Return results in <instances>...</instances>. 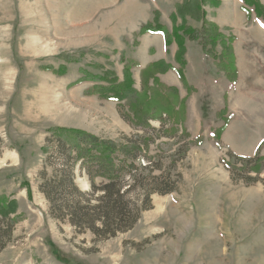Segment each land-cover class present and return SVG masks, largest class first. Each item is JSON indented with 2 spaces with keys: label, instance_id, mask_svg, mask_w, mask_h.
<instances>
[{
  "label": "rangeland",
  "instance_id": "1",
  "mask_svg": "<svg viewBox=\"0 0 264 264\" xmlns=\"http://www.w3.org/2000/svg\"><path fill=\"white\" fill-rule=\"evenodd\" d=\"M203 15L223 34L207 50ZM159 26L168 47L148 31ZM126 74L131 104L108 89ZM146 102L169 104L166 127L189 136L177 189L107 239L50 216L39 173L52 132L150 136L136 124ZM161 140L170 155L175 140ZM255 154L264 160V0H0V264H264V170L239 169Z\"/></svg>",
  "mask_w": 264,
  "mask_h": 264
},
{
  "label": "trees",
  "instance_id": "2",
  "mask_svg": "<svg viewBox=\"0 0 264 264\" xmlns=\"http://www.w3.org/2000/svg\"><path fill=\"white\" fill-rule=\"evenodd\" d=\"M179 11L181 13L180 7ZM202 23L200 45L207 50L206 47H214L223 34L218 25L206 20L204 15ZM179 28L188 37L197 38L195 29L184 23ZM148 31L161 32L165 45L170 44L171 39L164 26L148 28ZM178 32L171 35L177 45L175 60L182 64L186 47ZM163 65V61L157 60L143 71L148 73ZM108 89L117 94L113 98L125 97L130 104L138 94L130 87L127 74L121 82L110 85ZM146 103L150 108L143 110L136 124L143 123L151 132L150 136L146 133L131 134L111 140L66 127L52 132L54 139H47L46 143L49 147L54 146V150L46 156L45 167L39 173L42 177L39 190L47 201L50 216L78 233L89 232L100 239H107L132 229L142 213L152 207L154 194L165 195L177 189L180 179L178 158L180 155L183 158L188 151L189 136L186 130L166 127V121L170 119L169 104L159 109L154 107V103ZM152 119L159 121L158 127L149 124ZM162 137L175 140L170 155L163 148L167 142L162 141ZM152 146L155 147L154 152ZM252 158L241 159L239 169L248 168L255 172L256 180L264 170V160L256 154ZM47 166L51 168L49 175ZM77 174L86 177L87 188L77 184ZM27 191L30 196L29 188Z\"/></svg>",
  "mask_w": 264,
  "mask_h": 264
},
{
  "label": "crops",
  "instance_id": "3",
  "mask_svg": "<svg viewBox=\"0 0 264 264\" xmlns=\"http://www.w3.org/2000/svg\"><path fill=\"white\" fill-rule=\"evenodd\" d=\"M163 42H164V40H163ZM164 45H165V42H164ZM176 45V44H175ZM185 45H186V43H185ZM190 45V44H189ZM166 46V45H165ZM169 46V45H168ZM167 46V47H168ZM177 46V45H176ZM186 47V46H185ZM191 47H193L194 49H195V46L194 45H191ZM198 47H199V45H198ZM200 48V47H199ZM176 50H177V48H176ZM176 50H175V52H174V56H173V58H174V60H175V53H176ZM187 52H188V46H187ZM196 56L198 55V50H197V48H196ZM185 53H186V51H185ZM151 61H154V60H148L146 63H148V62H151Z\"/></svg>",
  "mask_w": 264,
  "mask_h": 264
}]
</instances>
